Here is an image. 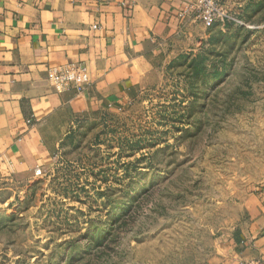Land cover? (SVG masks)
Returning a JSON list of instances; mask_svg holds the SVG:
<instances>
[{"label": "rangeland", "instance_id": "obj_1", "mask_svg": "<svg viewBox=\"0 0 264 264\" xmlns=\"http://www.w3.org/2000/svg\"><path fill=\"white\" fill-rule=\"evenodd\" d=\"M218 4L229 19L163 42L159 81L80 117L52 164L0 174V264L222 263L264 183V0Z\"/></svg>", "mask_w": 264, "mask_h": 264}, {"label": "crops", "instance_id": "obj_2", "mask_svg": "<svg viewBox=\"0 0 264 264\" xmlns=\"http://www.w3.org/2000/svg\"><path fill=\"white\" fill-rule=\"evenodd\" d=\"M198 1L0 0V174L52 164L80 117L159 81L174 52L163 42L203 23L193 9L183 15ZM72 66V84L56 85L54 69ZM240 210L221 264H264V183Z\"/></svg>", "mask_w": 264, "mask_h": 264}, {"label": "built area", "instance_id": "obj_3", "mask_svg": "<svg viewBox=\"0 0 264 264\" xmlns=\"http://www.w3.org/2000/svg\"><path fill=\"white\" fill-rule=\"evenodd\" d=\"M198 10V17L202 19L206 26L211 27L216 21H225L229 19L226 12L222 10L219 6L218 0H199L198 2H193L188 5V7L183 11L185 16L192 9ZM96 26V25H95ZM76 68L74 66L65 68L59 67L54 69V73L51 75L52 80L58 86L68 87L72 84L75 79Z\"/></svg>", "mask_w": 264, "mask_h": 264}]
</instances>
